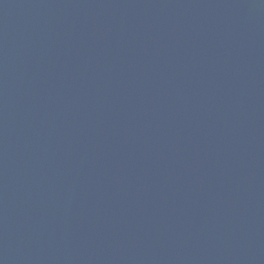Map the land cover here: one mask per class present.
<instances>
[{
	"label": "water",
	"instance_id": "1",
	"mask_svg": "<svg viewBox=\"0 0 264 264\" xmlns=\"http://www.w3.org/2000/svg\"><path fill=\"white\" fill-rule=\"evenodd\" d=\"M0 264H264V0H0Z\"/></svg>",
	"mask_w": 264,
	"mask_h": 264
}]
</instances>
